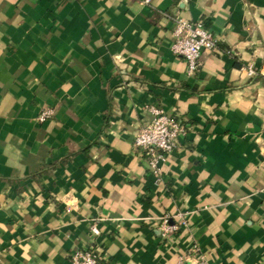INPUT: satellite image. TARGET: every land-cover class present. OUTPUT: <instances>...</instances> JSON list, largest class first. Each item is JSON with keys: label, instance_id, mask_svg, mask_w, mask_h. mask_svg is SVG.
Here are the masks:
<instances>
[{"label": "crops", "instance_id": "obj_1", "mask_svg": "<svg viewBox=\"0 0 264 264\" xmlns=\"http://www.w3.org/2000/svg\"><path fill=\"white\" fill-rule=\"evenodd\" d=\"M178 20L218 38L192 74ZM151 106L187 128L158 174L135 145ZM194 243L264 264V0H0V264H177Z\"/></svg>", "mask_w": 264, "mask_h": 264}, {"label": "built area", "instance_id": "obj_2", "mask_svg": "<svg viewBox=\"0 0 264 264\" xmlns=\"http://www.w3.org/2000/svg\"><path fill=\"white\" fill-rule=\"evenodd\" d=\"M172 51L187 63V70L192 74L198 67V59L202 53L216 49L218 38L206 28L203 21L178 20L174 30ZM249 75H254V70L249 68ZM152 119L144 124L135 137V145L147 160L148 167L153 174H158L161 164L167 156L178 147V139L186 134L187 128L180 121L168 115L162 108L151 106ZM52 110L45 109L39 119L49 118ZM175 226H170L167 219L163 220L164 232L172 231ZM93 235H98L100 229L97 222L90 225ZM188 254L194 262L179 261L177 264H207L200 247L193 244ZM99 255L91 248L77 250L71 254L72 264H98Z\"/></svg>", "mask_w": 264, "mask_h": 264}]
</instances>
